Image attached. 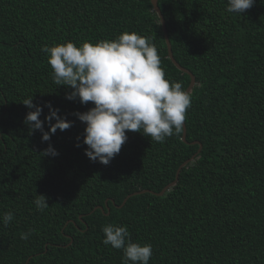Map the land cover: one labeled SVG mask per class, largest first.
I'll list each match as a JSON object with an SVG mask.
<instances>
[{
	"label": "trees",
	"instance_id": "trees-1",
	"mask_svg": "<svg viewBox=\"0 0 264 264\" xmlns=\"http://www.w3.org/2000/svg\"><path fill=\"white\" fill-rule=\"evenodd\" d=\"M158 6L174 59L195 78L184 122L186 141L197 143L185 144L182 130L162 143L129 131L103 165L85 156V125L74 115L93 105L65 98L71 89L54 83L42 47L135 32L155 45L165 79L186 90L190 79L168 59L151 1L0 0V216H14L0 223V264H122L123 250L103 243L109 223L152 245L149 264H264V0L241 15L227 12L226 0ZM32 95L73 126L49 141L30 132L21 102ZM49 144L57 156L43 154ZM194 155L163 195L120 207L135 192H161ZM36 195L47 198L43 211Z\"/></svg>",
	"mask_w": 264,
	"mask_h": 264
},
{
	"label": "clouds",
	"instance_id": "clouds-1",
	"mask_svg": "<svg viewBox=\"0 0 264 264\" xmlns=\"http://www.w3.org/2000/svg\"><path fill=\"white\" fill-rule=\"evenodd\" d=\"M254 3L255 0H226L225 10L241 15ZM42 51L48 54L54 83L71 89L65 98L93 105L85 112L74 113L85 125L84 154L89 160L108 165L119 154L129 131L142 132L162 143L182 130L191 94L180 82L165 79L157 49L147 37L122 32L114 40L96 44L84 41L79 47L66 41L45 45ZM21 103L30 109L24 123L30 132L39 131L42 141H49L57 130L73 126V121L60 115L50 103L43 106L49 109L44 120L39 119L43 107L33 103V95ZM43 154L55 157L59 153L49 144ZM46 201L44 195H36L34 203L43 211L48 207ZM13 219L12 212H5L0 223L7 227ZM34 231L21 233L20 239L28 240ZM102 232L105 245L123 250L122 264H149L152 245L133 242L126 226L109 223Z\"/></svg>",
	"mask_w": 264,
	"mask_h": 264
},
{
	"label": "water",
	"instance_id": "water-1",
	"mask_svg": "<svg viewBox=\"0 0 264 264\" xmlns=\"http://www.w3.org/2000/svg\"><path fill=\"white\" fill-rule=\"evenodd\" d=\"M150 1H151V4H152V7H153V11L157 14V16H158V18H159V22H160L161 29H162V33H163V38H164V41H165V44H166V48H167V57H168V59L171 61V63H172V64H173V65H174L179 71L185 73V74L189 77L190 82H189V85H188V87L186 88L185 91L191 92L192 88H193L194 85H195V78H194L193 74H192L189 70H187L186 68L182 67V66H181V65H180V64L174 59V55H173V52H172L171 43H170V40H169V37H168V33H167L166 23H165V20H164L163 15H162V13H161V10H160V8H159V6H158V1H159V0H150ZM182 141H183L185 144H192V145H194V144L197 143V142L188 143V142L186 141V125H185V122H184L183 127H182ZM200 150H201V145L199 144L198 152H199ZM194 157H195V155L192 156V158L186 160L183 164H181V166L178 168V170H177V172H176L175 180H174L172 183L168 184L166 187H164L163 190H162L161 192H159V193H154V192L149 191V190H142V191H139V192H135V193H133L132 195L127 196V197L124 199V201H123V203L121 204L120 207H122L130 197L135 196V195H138V194L151 193V194H156V195H159V196L163 195L165 191H167L169 188H171V187L177 182L180 170H181L186 164H188L189 162L193 161V160H194ZM96 209H99V210L103 211V208L100 207V206L94 208V210H96ZM107 210H108V213H107V215H108V214H109V209L107 208ZM79 218H81V217H79Z\"/></svg>",
	"mask_w": 264,
	"mask_h": 264
}]
</instances>
